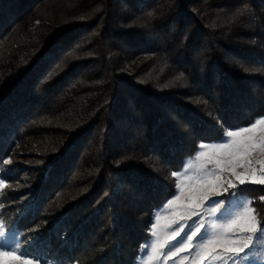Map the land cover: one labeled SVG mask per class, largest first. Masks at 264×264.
I'll list each match as a JSON object with an SVG mask.
<instances>
[{
    "label": "trees",
    "instance_id": "obj_1",
    "mask_svg": "<svg viewBox=\"0 0 264 264\" xmlns=\"http://www.w3.org/2000/svg\"><path fill=\"white\" fill-rule=\"evenodd\" d=\"M262 116L264 0H0V222L27 254L137 264L171 172ZM236 194L264 229V185Z\"/></svg>",
    "mask_w": 264,
    "mask_h": 264
},
{
    "label": "rangeland",
    "instance_id": "obj_2",
    "mask_svg": "<svg viewBox=\"0 0 264 264\" xmlns=\"http://www.w3.org/2000/svg\"><path fill=\"white\" fill-rule=\"evenodd\" d=\"M264 116L258 118L261 119ZM250 126V125H249ZM245 126V127H249ZM264 127V124L258 128ZM227 130L228 131H236ZM249 135V134H245ZM255 143L259 145L262 140V134L257 131L254 134ZM235 137H226L205 145L229 143ZM16 154L17 161L26 162L29 157V152ZM223 150L214 148H199L198 151L188 158L182 169L178 172L176 182H179L180 187L177 188L175 196L180 199L172 205L164 207L165 204L156 212L153 222L150 227V238L147 244L143 247L142 259L137 264H264V230L260 229L253 213V209L249 204V200L244 197H239L236 190L228 187L230 181L236 185V189L242 186L239 182V177L245 178V184L252 183L253 176L257 179L264 177V150L256 147L250 150V154L245 155L242 159L235 163H229L230 156L222 155ZM203 153L197 156V153ZM218 155L224 160L222 167L214 163H209V157L215 159ZM220 177L216 192L209 194V200L221 199L224 200L226 207L223 212H217L210 215L206 208L214 205H209L208 201H204L203 205L196 208L199 217L190 215L191 210L187 205L190 203L188 194L198 189L200 185L208 180H215ZM260 185V184H259ZM2 183H0V189ZM227 190V191H225ZM199 195L200 193H196ZM231 199H226L228 196ZM203 218L206 222L207 230L201 228L204 236L201 241L193 238V242L187 248H182L176 252L172 249L169 252V246L178 241L181 237L173 238V233L179 229L181 225H187L192 220ZM232 221H236L233 226H229ZM254 223L256 231L249 232L248 225ZM0 264H60L52 260H45L40 255L27 254L22 248L19 237L15 233L8 232L4 229V225L0 222ZM183 233H181V236ZM199 235V234H198ZM244 252L237 256L236 253L228 251V249L243 247ZM36 255V256H35ZM16 257H20L17 259Z\"/></svg>",
    "mask_w": 264,
    "mask_h": 264
},
{
    "label": "snow or ice",
    "instance_id": "obj_3",
    "mask_svg": "<svg viewBox=\"0 0 264 264\" xmlns=\"http://www.w3.org/2000/svg\"><path fill=\"white\" fill-rule=\"evenodd\" d=\"M151 15V14H149ZM264 124V118L257 119L254 123H251L249 127H240L236 131H228L225 133L226 137H235L237 139L231 140L229 143H218V144H210L205 145L201 143L199 147L201 149L209 147L214 149L223 150L222 155H227L231 157V160L229 163H235L237 160L242 159L245 155L250 154V150L256 147H260L261 150H264V127L258 128L259 125ZM259 131L262 134V140L259 145L255 143V137L254 134ZM249 135H245V134ZM203 153L198 152L197 156L202 155ZM209 163H214L217 166L222 167L224 164V160L220 158V155H218L215 159L212 157H209ZM171 177H177L180 175L178 172H171ZM220 181V177H216L215 180H208L204 182L200 187L194 192L188 194V200L190 203L187 205L188 209L191 210L190 215H195L199 217V213L195 211L196 208H199L203 205L204 201H208L209 205H214L206 208V211L212 215L216 214L218 211L223 212L226 205L224 204V200L221 199H213L209 200V194H214L217 189V185ZM239 182L241 185L245 184V178L243 176L239 177ZM252 183H257L260 185H264V177H260L257 179L255 176H253ZM176 187L179 188L180 184L179 182H176ZM228 187L232 188L233 190H236V185H233L230 181L228 182ZM227 191V190H225ZM200 193L197 195L196 193ZM107 195V193H105ZM232 196L226 197V199H231ZM180 199L179 196H175L174 199H169L167 201V204L164 205L165 208H167L168 205H172L176 203ZM261 201H264V196H261L259 198ZM236 223V221H232L229 225L230 227L233 226ZM201 228H204L205 231L207 230L206 222L203 220V218H198L197 220H192L191 223L185 225H181L177 231L173 233V238L181 237L178 241H176L174 244L169 246V252H172V249H175L176 252L181 251L182 248H187L191 242H193V238L195 237L197 241H201V238L204 236V233L201 232ZM247 230L249 232L256 231V225L254 223H251L248 225ZM264 230V229H262ZM181 233L183 235L181 236ZM199 234V235H198ZM2 235V233H0ZM202 242V241H201ZM248 245L245 244L243 247H233L228 249V251L236 253L237 256L242 254L244 252V249L247 248ZM6 253H0V255H5ZM19 259L20 257H16ZM27 264V261L25 262Z\"/></svg>",
    "mask_w": 264,
    "mask_h": 264
}]
</instances>
